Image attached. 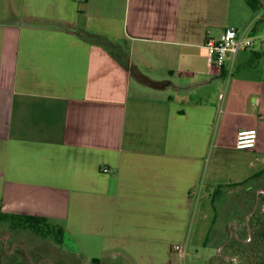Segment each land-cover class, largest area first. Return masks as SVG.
I'll list each match as a JSON object with an SVG mask.
<instances>
[{
    "label": "crops",
    "instance_id": "crops-1",
    "mask_svg": "<svg viewBox=\"0 0 264 264\" xmlns=\"http://www.w3.org/2000/svg\"><path fill=\"white\" fill-rule=\"evenodd\" d=\"M229 2L0 0V211L57 221L78 262L179 264L208 213L260 208L264 22L245 1L254 46L210 67Z\"/></svg>",
    "mask_w": 264,
    "mask_h": 264
},
{
    "label": "rangeland",
    "instance_id": "rangeland-1",
    "mask_svg": "<svg viewBox=\"0 0 264 264\" xmlns=\"http://www.w3.org/2000/svg\"><path fill=\"white\" fill-rule=\"evenodd\" d=\"M229 5L228 26L244 30L242 24L245 16L241 11H245L248 15H253V12L244 0H230ZM250 185L251 180L242 183L240 185L241 189L238 190L242 191L243 195H247L251 189ZM254 186H256V183H254ZM260 187L264 189V175H262ZM229 188L231 187L229 186ZM260 197V202H264V196L260 195ZM260 209L254 206L249 214L245 209L241 210L240 208H238L237 213L224 212L217 218V220H220L218 222L215 221L213 212L208 213L206 226L201 231L202 237L196 236L193 238L195 243L188 245V256L184 260L180 259L179 264H218L215 261L219 256L216 252V245L219 243L225 244L228 240L236 241L241 245L234 243L228 255L229 259L221 264L264 263V216H262L263 213L260 212ZM253 216L255 218L262 217L255 220L252 218ZM219 226L221 228L225 226V232L227 233L225 239L227 240L223 237L215 239L216 228ZM0 237H3L0 240V264H88L78 262L82 254L80 252L77 254L75 245L72 242H68L66 245H58L50 238L43 239L30 231L7 227L0 228ZM14 243H17L20 247H16L10 253ZM223 251L221 250L222 253ZM236 253L240 256L237 258L238 261L233 259V257H236Z\"/></svg>",
    "mask_w": 264,
    "mask_h": 264
},
{
    "label": "built area",
    "instance_id": "built-area-1",
    "mask_svg": "<svg viewBox=\"0 0 264 264\" xmlns=\"http://www.w3.org/2000/svg\"><path fill=\"white\" fill-rule=\"evenodd\" d=\"M258 16L264 22V10L261 9ZM261 38L264 39V32ZM254 44L255 38L251 37L246 30H240L234 26L226 27L219 38H208L204 43L208 65L221 69L228 61H233L239 52L252 49ZM256 142V129H241L236 134L235 149L251 150L256 146ZM260 208L264 212V203ZM2 239L3 237H0V240ZM175 250H180V247L176 246ZM220 252L221 248H218L217 253Z\"/></svg>",
    "mask_w": 264,
    "mask_h": 264
},
{
    "label": "trees",
    "instance_id": "trees-1",
    "mask_svg": "<svg viewBox=\"0 0 264 264\" xmlns=\"http://www.w3.org/2000/svg\"><path fill=\"white\" fill-rule=\"evenodd\" d=\"M245 1L247 5L253 10V12L255 13L260 12L261 10L260 0H245ZM254 55H256L258 58L261 57L264 58L263 54L261 53L254 52ZM260 175L262 177L264 173L262 172ZM215 201H216V195L213 194L211 198V203L214 208H215ZM260 212L263 213L262 216H264V212H262L261 210ZM262 216H259L258 218H255L253 216L252 218L255 220H259ZM3 227L30 231L36 236L41 237L43 239L50 238L58 245H64L68 242V239H66L65 237V231L63 227L60 225V223L46 217L6 213L0 211V228ZM234 243L241 245L240 243L233 240H228L227 242H225V244L222 243L223 244L222 250L224 251L223 253L221 252L220 254H218L219 255L217 256L218 259L215 260L218 264H221L222 262L224 263L226 262V260L229 259L228 255L230 254L229 252H231V247H233ZM237 254L238 253H236L235 255L237 258H239L240 256ZM80 259L84 260V257L82 256ZM89 264H103V263H101V261L98 258H92Z\"/></svg>",
    "mask_w": 264,
    "mask_h": 264
}]
</instances>
